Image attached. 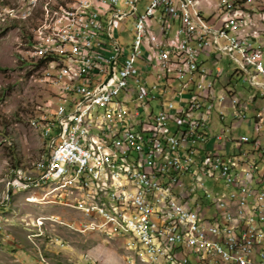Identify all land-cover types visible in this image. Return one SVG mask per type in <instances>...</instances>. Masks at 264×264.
<instances>
[{"label":"built area","instance_id":"obj_1","mask_svg":"<svg viewBox=\"0 0 264 264\" xmlns=\"http://www.w3.org/2000/svg\"><path fill=\"white\" fill-rule=\"evenodd\" d=\"M140 1L75 0L77 27L63 13L44 61H50L47 79L65 76V83L52 87L53 100L38 113L51 115L42 128L46 165L18 173L12 187L66 174L70 183L95 181L80 195L98 194L101 172L77 128L84 104L96 102L95 141L107 138L103 148L115 166L120 202L112 195L108 213L100 214L63 196L97 215L96 224L78 221L82 228L135 234L136 242L126 243L160 252L153 264H264V104L257 105L264 100V49L247 46L236 33V25L255 19L264 35L262 7L210 0L207 12L201 0H149L140 10ZM32 5L25 0L24 12ZM129 17L131 39L123 51L112 26ZM71 69H79L78 85H68ZM239 83L248 87L240 90ZM151 111H160L157 121H149ZM242 126L250 132L235 133ZM119 166H130V173L120 174Z\"/></svg>","mask_w":264,"mask_h":264},{"label":"rangeland","instance_id":"obj_2","mask_svg":"<svg viewBox=\"0 0 264 264\" xmlns=\"http://www.w3.org/2000/svg\"><path fill=\"white\" fill-rule=\"evenodd\" d=\"M66 1L63 5L56 0H37L31 12L25 13V0H0V264H131V260H138L128 249L124 236H115L101 225L85 230L78 224V221L88 224L91 218L76 205L69 206V198L63 196L73 197V202L78 203L83 192L79 184V188L68 185L66 189H61L60 183L50 182L49 186L30 189L12 187L16 171L25 174L39 171L47 154L48 140L41 127L34 126V121L53 100L55 86L43 79L41 69L32 66L33 59L28 53L31 33L42 20L45 5L71 3ZM148 1L141 0L138 8L141 10ZM242 1L262 7L264 18V0ZM252 22L254 26L248 28L246 22L242 28L254 34L253 29L260 30L256 20ZM131 28V17L113 22L112 36L124 47L123 51L131 39ZM251 46L258 48V41ZM223 57L221 65L229 62L224 54ZM244 85L248 87L247 83ZM245 86L239 83L238 89ZM263 104L264 100L259 99L257 105ZM249 132L242 126L235 133ZM259 132L264 145V125ZM14 157L21 167L15 171ZM94 221L97 222L96 218Z\"/></svg>","mask_w":264,"mask_h":264},{"label":"bare ground","instance_id":"obj_3","mask_svg":"<svg viewBox=\"0 0 264 264\" xmlns=\"http://www.w3.org/2000/svg\"><path fill=\"white\" fill-rule=\"evenodd\" d=\"M37 0H33V5H35ZM75 0H71L67 6L59 5L52 7L49 4L44 6L43 18L36 25L32 33V40L30 51L28 52L30 57L33 59V65L41 63L40 69L43 74V79L53 86H62L65 83V76H57L56 79H47V74L50 70V61H44L47 58V48L54 47V33H58L59 28L62 24L63 13H69L70 27H77L80 25V18H77V14L80 12V5H73ZM245 4V3H244ZM63 6V10L62 7ZM72 11V12H71ZM253 19H248V28L254 26L252 22ZM242 25H236V33H243L246 40V45H249V39H255L263 36L260 31L254 30V34H245ZM253 35V36H252ZM264 38V37H263ZM264 41V39H263ZM44 45V47H42ZM255 49H261L260 47ZM66 51H73V44H66ZM262 62H264V53H262ZM38 68V66H36ZM80 82V72L79 69H71L70 78H68V85H78ZM94 111H97V103L89 102L84 104L83 115L77 116V128H83L84 136V146H87V158H92V163L95 165V172H101V183L98 194H87L82 195L78 203H85L87 205L94 206V212L100 214L108 213V200L113 195V202H120V194H114L117 189V174L115 172V166L113 165L112 158L107 155L106 150L103 147L107 146V138H98L97 144L95 141L94 131H98V124H92V117ZM116 113H124V106H116ZM160 118V111H151L149 113V121H157ZM40 122V123H39ZM47 122H51V115H44V119L34 121V126L36 128L41 127V131L44 138L48 140V136H45L44 129L47 128ZM261 122L264 123V115H261ZM131 131H139V124H131ZM48 152V142L46 143ZM47 154L44 161L40 165V170L46 165ZM23 171H16L15 175ZM120 174L130 173V166H119ZM60 183L61 189H66L68 185L73 187H78L80 185L81 189L84 191L85 188H95V181L80 180L76 183H70V180H66V174H56L53 178L42 177L38 180L32 182H24L19 186H15V189H30L37 188L39 186ZM79 188V187H78ZM56 190V189H54ZM73 206L72 204H68ZM75 208L81 210L84 215L91 220L87 221L88 224H96L94 219L97 220V215L95 213H85L83 207ZM93 221V222H91ZM100 228V225H94V227ZM110 233L115 236L121 234L117 233L114 228H108ZM127 242H136L135 234H123ZM128 249H130L138 260H131V264H153L150 260H160V252H146V246H135L132 243H127ZM146 254V257H145ZM129 262V263H130ZM167 264H180L179 261L168 260Z\"/></svg>","mask_w":264,"mask_h":264},{"label":"crops","instance_id":"obj_4","mask_svg":"<svg viewBox=\"0 0 264 264\" xmlns=\"http://www.w3.org/2000/svg\"><path fill=\"white\" fill-rule=\"evenodd\" d=\"M201 1H202V7L204 8V10H206L207 12H209L210 11V8H209V6H207V1H210V0H201ZM244 31L247 34L250 33V30L248 28H246V30L244 29ZM263 39L264 38L262 36H260V37L255 38V39H249L248 42H249V45H251L253 43V46H254V43L258 41L259 47H264V41H263Z\"/></svg>","mask_w":264,"mask_h":264},{"label":"trees","instance_id":"obj_5","mask_svg":"<svg viewBox=\"0 0 264 264\" xmlns=\"http://www.w3.org/2000/svg\"><path fill=\"white\" fill-rule=\"evenodd\" d=\"M58 3H60V4H63V5H66L68 2L66 1V0H56ZM14 159H15V157H14ZM19 165H20V161L18 160V159H15V163L13 164V166H12V169H13V171H15V170H17V169H19V168H21V167H19ZM19 167V168H18ZM16 168V169H15Z\"/></svg>","mask_w":264,"mask_h":264}]
</instances>
